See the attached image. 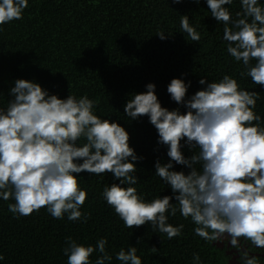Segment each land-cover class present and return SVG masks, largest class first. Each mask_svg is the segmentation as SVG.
<instances>
[{"label":"clouds","instance_id":"9594fccd","mask_svg":"<svg viewBox=\"0 0 264 264\" xmlns=\"http://www.w3.org/2000/svg\"><path fill=\"white\" fill-rule=\"evenodd\" d=\"M191 2L199 5L201 0ZM205 2L211 17L224 25L227 53L243 63L241 78L264 86V3L240 0L241 11L233 19L230 7H225L233 0ZM28 6V0H0V31L3 25L22 20ZM180 28L191 41L200 42L201 34L187 15L180 16ZM156 36L162 41L168 38L163 31ZM198 83L202 90L190 97V81L174 78L167 86L171 100L183 112L162 107L154 83L146 85V92L132 94L124 105L130 120L147 116L158 134L157 143L168 149L169 162L157 159L154 167L155 176L170 186L173 195L148 201L132 186L139 183L136 163L144 157L130 146L124 127L94 114L97 101L71 94L61 99L39 83L17 79L9 92L12 99L6 108L0 107V199L15 201L8 211L16 218L46 209L54 219L67 215L69 221L87 223L89 217L80 209L88 194L78 174L111 173L119 183L106 184L102 196L126 228L148 224L171 241L183 234V224L168 223L169 216L179 211L196 225V236L212 245L230 237L228 242L243 264H260L258 256L250 255L264 251V118L254 111L260 94L242 89L229 75L218 82L201 78ZM185 145L198 152L186 158ZM174 165L190 171L187 175L175 171ZM65 243L67 264L112 260L106 238L95 246L78 244L71 237ZM151 250L157 253L155 247ZM97 252L100 255L93 262ZM116 259L120 264H142L134 246L127 251L121 248ZM193 264H201L198 253L193 254Z\"/></svg>","mask_w":264,"mask_h":264},{"label":"trees","instance_id":"16d2710c","mask_svg":"<svg viewBox=\"0 0 264 264\" xmlns=\"http://www.w3.org/2000/svg\"><path fill=\"white\" fill-rule=\"evenodd\" d=\"M23 19L2 26L0 31V107L6 108L10 89L17 79L39 83L49 94L66 99L87 95L98 102L94 114L119 123L130 134V146L138 156L132 185L151 201L172 196L169 185L155 176L154 164L169 162L167 147L159 145L158 134L147 116L130 120L124 105L132 94L146 92V85H156V95L167 109H185L171 100L167 86L174 78L191 82L188 96L202 90L198 81L218 82L224 75L236 79L242 89L260 94L254 111L264 118V86H256L248 77L242 62H236L226 51L224 25L211 17L205 0L199 5L185 0H28ZM264 3V0H261ZM232 18L241 11L240 0H233ZM187 15L190 24L201 34L198 44L180 28V16ZM168 37L160 40L157 33ZM171 35V36H168ZM253 64L255 61L252 62ZM264 126V125H262ZM83 143V141H81ZM184 142L182 141V144ZM186 158L198 152L182 148ZM82 162V161H81ZM199 169L200 165H196ZM186 175L190 169L174 165ZM80 186L88 194L80 209L89 217L87 223L51 217L41 209L28 217L16 218L8 211L14 200L0 199V264H67L63 249L71 237L78 244L95 246L106 238L110 264H120L116 253L121 248H137L142 264H193L198 253L201 264H226L222 249L206 242L193 232L191 218L179 211L169 216L173 226L184 225L181 237L168 240L166 234L153 231L146 224L128 229L110 208L102 192L106 184L119 183L111 173L96 176L78 174ZM126 187L128 185H125ZM172 203H176L175 200ZM139 241V242H138ZM155 247L157 253L151 248ZM100 254L91 257L94 262ZM108 264V262H106Z\"/></svg>","mask_w":264,"mask_h":264},{"label":"flooded vegetation","instance_id":"af4514ba","mask_svg":"<svg viewBox=\"0 0 264 264\" xmlns=\"http://www.w3.org/2000/svg\"><path fill=\"white\" fill-rule=\"evenodd\" d=\"M230 237L224 242H215L216 246L223 250L225 256L226 264H243V261L240 260V253L237 249L233 248L231 244L228 242ZM243 243V242H242ZM254 251V250H251ZM250 255L258 256L260 258V264H264V251L256 250L255 252L250 253Z\"/></svg>","mask_w":264,"mask_h":264}]
</instances>
